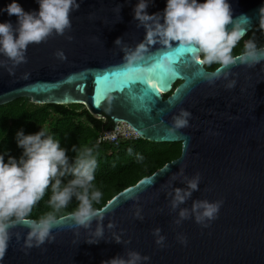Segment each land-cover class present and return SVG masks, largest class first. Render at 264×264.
<instances>
[{
  "label": "water",
  "instance_id": "95a60500",
  "mask_svg": "<svg viewBox=\"0 0 264 264\" xmlns=\"http://www.w3.org/2000/svg\"><path fill=\"white\" fill-rule=\"evenodd\" d=\"M10 2L0 0V9ZM17 2L26 12L39 7L36 0ZM78 2L79 10L70 15L71 29L30 44L26 63L12 68L0 57L5 63L0 67V106L21 97L36 104H82L94 117H109L113 127L127 123L144 139L181 142V154L115 194L97 209L100 215L87 229L75 224L73 213L64 214L51 233L54 241L31 248L26 246V226L11 229L0 264H102L129 250L149 257L147 264H264V46L255 49L256 60L242 62L243 52L233 56V65L214 70L199 61L197 51L185 53L182 75L160 92L150 111H134L127 89L94 101L95 78L115 73L113 80H123L126 69H147L158 57L168 65L165 57L178 46L147 42L144 28L133 18L137 0ZM229 3L242 37L264 23V0ZM165 6L166 0H152L147 12L159 13ZM5 21L15 25L17 18L0 12V23ZM118 38L122 43L116 46ZM142 42L147 49L143 59L129 64L128 57ZM213 71L220 75L210 83L207 74ZM181 110L190 113L189 123L176 130L173 118ZM181 169L184 175L171 180ZM196 174L200 190L181 208L190 209L194 200L222 202L209 227L191 218L177 224L180 209L174 211L170 204L173 187H184V177ZM142 180L151 183L137 190ZM97 229L103 239L87 243L96 238ZM156 229L165 237L162 245L156 243Z\"/></svg>",
  "mask_w": 264,
  "mask_h": 264
},
{
  "label": "clouds",
  "instance_id": "9594fccd",
  "mask_svg": "<svg viewBox=\"0 0 264 264\" xmlns=\"http://www.w3.org/2000/svg\"><path fill=\"white\" fill-rule=\"evenodd\" d=\"M36 3L38 10L30 12H26L17 0H11L0 9V12H6L9 17L14 15L17 18L15 25L11 21L0 23V57L10 61L12 68L27 62L26 52L30 44L46 42L50 36L64 35L70 30V15L80 8L78 0H36ZM151 3L152 0H137L133 7V18L138 27L144 28L148 43L159 42L168 48L173 45L195 48L200 54L199 61L208 66L216 64L227 68L236 62L231 53L241 40L243 29L233 19L229 0H166L162 12L150 15L147 9ZM260 10H264V5ZM228 25L232 27L228 28ZM121 43V38L115 41L116 46ZM146 51L142 42L128 57L129 64L143 59ZM57 56L64 58L62 52H58ZM256 59L255 44L248 42L240 60ZM3 66L4 60H0V67ZM9 71L12 74L11 69ZM219 75L218 71H213L207 74V79L211 83ZM189 117V112L181 110L173 118L174 129L187 127ZM15 140L17 147L22 149L19 159L7 152L0 153V259L7 250L10 230L20 225L28 229V248L40 247L46 242L52 243L54 236L51 233L61 224L62 219L56 213L66 208L73 198L78 201V207L72 214L77 226L87 229L100 215L99 210L93 207L94 203H99L102 193L93 188L96 159L92 149L78 151L73 146L71 151L77 152V155L70 159L69 150L61 147L59 139H55L43 128L27 135L20 129L16 132ZM5 156L8 157L7 161ZM138 159L142 160L143 157L138 156ZM183 175L181 169L173 173L170 179L174 181ZM65 177L71 178L65 182ZM181 183L184 187H173L169 194L171 208L174 211L180 209L175 222L180 224L191 218L202 227H209L218 218L222 202L194 200L190 209L181 208V205L192 198L194 192L200 190V176L196 174L191 178L184 177ZM49 188L52 195L47 203L52 211L38 219H31L33 207ZM94 235L95 239L86 242L95 244L102 240V229H97ZM154 235L159 237L156 243L162 245L165 237L160 235V230H154ZM114 241L122 243L119 238ZM180 242L186 244V238H180ZM149 259L129 250L124 255L103 261L102 264H147Z\"/></svg>",
  "mask_w": 264,
  "mask_h": 264
},
{
  "label": "trees",
  "instance_id": "16d2710c",
  "mask_svg": "<svg viewBox=\"0 0 264 264\" xmlns=\"http://www.w3.org/2000/svg\"><path fill=\"white\" fill-rule=\"evenodd\" d=\"M248 42L255 44V49L264 46V23L257 25L232 49V56L245 52ZM214 70L219 65H205ZM45 129L48 134L59 139L61 147L68 149V156L74 158L77 152L71 151L76 146L78 151L92 149L96 159L94 171V190L100 191L102 197L93 207H102L109 199L122 189L135 184L142 177L152 174L167 162L181 154V142H156L142 137L122 139L118 143L98 141V137L113 128L109 117H94L82 104H36L28 97L17 98L0 106V153L7 152L17 159L22 149L17 147L15 135L20 129L24 133L34 134ZM131 150V151H129ZM143 157L142 160L138 159ZM5 156V161H7ZM71 177H65L66 182ZM51 189L33 207L30 218L38 219L52 211L48 200ZM78 201L73 198L69 205L56 213L57 217L73 213Z\"/></svg>",
  "mask_w": 264,
  "mask_h": 264
},
{
  "label": "snow or ice",
  "instance_id": "6c2138e0",
  "mask_svg": "<svg viewBox=\"0 0 264 264\" xmlns=\"http://www.w3.org/2000/svg\"><path fill=\"white\" fill-rule=\"evenodd\" d=\"M195 48L178 47L174 51L167 54L166 59L169 64L165 65L161 62L162 58H157L156 62L147 69L140 67L126 69L124 74L126 78L123 80H113L115 73L102 74L95 78V95L94 101H98L102 96H106L109 92L128 90L127 99L129 102H135L133 110L150 111V106L154 104L162 90L168 88L170 82L182 75L180 65L187 63L185 53L196 52ZM170 65V66H169ZM160 69H163L162 71ZM197 75H203L198 72ZM191 82V78H187ZM83 89L81 88V91ZM183 91V89H181ZM177 94V98H178ZM169 136L172 134L169 133ZM149 180H142L137 186L140 190L145 185L150 184Z\"/></svg>",
  "mask_w": 264,
  "mask_h": 264
},
{
  "label": "built area",
  "instance_id": "2783aa9c",
  "mask_svg": "<svg viewBox=\"0 0 264 264\" xmlns=\"http://www.w3.org/2000/svg\"><path fill=\"white\" fill-rule=\"evenodd\" d=\"M139 137L138 133L131 128L127 123L120 122L117 126L103 132L98 141H112L118 143L122 139H131Z\"/></svg>",
  "mask_w": 264,
  "mask_h": 264
}]
</instances>
